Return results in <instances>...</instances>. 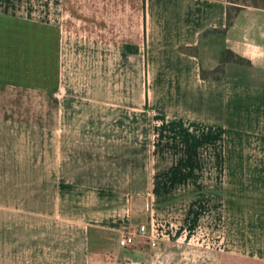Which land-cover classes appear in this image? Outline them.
I'll use <instances>...</instances> for the list:
<instances>
[{
  "label": "crops",
  "instance_id": "0c3cea01",
  "mask_svg": "<svg viewBox=\"0 0 264 264\" xmlns=\"http://www.w3.org/2000/svg\"><path fill=\"white\" fill-rule=\"evenodd\" d=\"M227 4L0 0V89L47 93L56 109L45 124L0 115V264H57L43 249L41 221L81 227L91 252L99 235L116 236L137 219L139 200L149 215L140 224L155 238L172 237L180 228L155 209L168 181L184 190L202 165L225 173L244 124L256 126L264 179V7L241 6L227 26ZM226 51L244 61L221 62ZM3 95L0 108L8 106ZM166 154L171 165L156 168ZM69 161L76 188L62 180ZM249 250L212 264H264V245Z\"/></svg>",
  "mask_w": 264,
  "mask_h": 264
},
{
  "label": "rangeland",
  "instance_id": "374dc122",
  "mask_svg": "<svg viewBox=\"0 0 264 264\" xmlns=\"http://www.w3.org/2000/svg\"><path fill=\"white\" fill-rule=\"evenodd\" d=\"M26 1L30 4L33 2V0ZM229 1L230 5L240 7L253 3L264 7V0ZM231 7L233 8L231 11L234 12L236 7ZM211 78H221V73L212 72ZM2 90L0 89V98L4 93L2 97H6L5 103L8 106L0 108V115L5 113L11 118L22 116L30 121L41 117L45 124L50 116L56 114L54 101L47 93L19 92L15 88ZM16 100L24 101L22 106L17 107ZM244 126L241 135L245 138L243 141L235 140L232 148L233 155L228 157L229 164L225 173L221 172L220 167L216 166V169L214 164L202 165V172L196 173L197 176L191 175L185 183L184 190L177 184L178 181L176 184L168 181L170 192L168 195L164 193L167 195L166 202L156 205L155 209L159 217L171 219L173 228H180V231L172 237L156 238L157 243L154 247H150L144 238H137V242L129 247H121L118 244L121 232L135 230L141 225L140 223L148 222L149 215L146 214L148 211L145 209L141 212L143 202L139 200L132 203V206L138 209L137 213L133 212L134 208L131 212L132 217L137 219L133 220L130 217L129 224L122 227L116 236L99 235L97 239L99 243L96 244L98 246L91 252L84 250L85 243L81 227L73 226L60 219L57 220V225L53 221H41L43 233L41 242L43 249L47 250L46 254L48 256L51 254L52 261L56 260L57 264H69L70 262L66 260L71 258L78 259L80 264L87 260L92 261V264H212L217 257L220 259L225 255L245 258L241 256L243 252L254 254L249 250L250 247L255 250L258 245H264V221L258 220L261 212L264 211V182L261 185L259 183L264 179H259V175L262 174L258 172L261 158L258 152V133L253 130L256 126L246 124ZM76 148L77 146L73 149ZM206 149L209 150L208 147ZM174 158L177 159L173 155L172 159ZM208 158L209 156H203V159ZM170 159V154L164 155L163 161L159 159L155 167L158 168L161 165L166 170L171 165ZM70 163L71 161L64 165L62 180L67 181L64 182V187L72 182L71 186L76 188L80 186V183L75 185L77 184L74 180L76 173L67 170ZM160 172L162 171H157V173ZM78 180L80 179L76 181ZM166 180V177L162 176L157 181ZM168 180H172L170 175ZM64 190L59 192L60 198H64ZM113 202L116 206L118 199H113ZM112 206L105 205L108 209ZM72 208L76 210L73 204ZM54 244L58 246L57 251L50 252L48 248L51 245L53 247ZM243 248H245L244 251Z\"/></svg>",
  "mask_w": 264,
  "mask_h": 264
},
{
  "label": "built area",
  "instance_id": "2783aa9c",
  "mask_svg": "<svg viewBox=\"0 0 264 264\" xmlns=\"http://www.w3.org/2000/svg\"><path fill=\"white\" fill-rule=\"evenodd\" d=\"M137 238H144L150 247L156 246V238L147 230L144 224L139 225L135 230L121 232L118 244L121 247L133 246L137 242Z\"/></svg>",
  "mask_w": 264,
  "mask_h": 264
},
{
  "label": "trees",
  "instance_id": "16d2710c",
  "mask_svg": "<svg viewBox=\"0 0 264 264\" xmlns=\"http://www.w3.org/2000/svg\"><path fill=\"white\" fill-rule=\"evenodd\" d=\"M228 4H227V8H226V23H227V26L231 24L232 22V19L234 18L235 16V11L236 10H239V8H241L239 5H230V1L227 0ZM253 6H257L256 3H253L252 4ZM231 6H234L236 8H234V12L231 11V9H233ZM125 49L128 51V52H136L137 49L136 47L132 46V45H129V44H125L124 45ZM225 61H232V62H238V63H241L243 62V58L237 56L236 54L232 53L231 51H226L224 54H223V57L221 59V62H225Z\"/></svg>",
  "mask_w": 264,
  "mask_h": 264
}]
</instances>
